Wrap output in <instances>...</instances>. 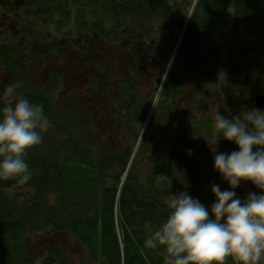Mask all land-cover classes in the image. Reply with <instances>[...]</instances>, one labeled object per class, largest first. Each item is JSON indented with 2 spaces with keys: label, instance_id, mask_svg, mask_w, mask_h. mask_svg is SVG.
I'll return each instance as SVG.
<instances>
[{
  "label": "trees",
  "instance_id": "obj_1",
  "mask_svg": "<svg viewBox=\"0 0 264 264\" xmlns=\"http://www.w3.org/2000/svg\"><path fill=\"white\" fill-rule=\"evenodd\" d=\"M0 11L22 24L28 21L68 71L81 65L92 69L85 77L86 91L96 103L100 76L111 79L99 59L103 53L111 51L113 59L123 48L122 62L114 65L120 70L126 64L132 79H118V90L106 96L103 116H97L75 92L82 80L72 85L63 71L53 70L44 83L31 85L42 55L26 60L10 32L0 34V61L12 74L10 83H19L25 98L44 106L51 125L41 144L26 154L31 179L25 184L0 179V264H86L87 259L92 264H163L160 249L144 247L145 224L162 225L170 211L168 195L189 188L205 205L199 191L209 181V155L238 151L216 132L205 109L206 94L181 109L184 90L189 81L202 89L219 84L223 100L217 113L228 120L255 108L254 98L264 95V0H0ZM74 35L80 41L72 56L53 44L56 36ZM91 47L98 56L85 61L81 55ZM143 66L155 76L147 102L154 105L153 125L132 156L114 150L110 135L94 124L110 120L116 129L131 132L133 123L143 126L147 103L135 84ZM161 174L171 179V187L156 186ZM189 175L199 183L190 185ZM215 185L230 190L221 175ZM235 193L242 203L249 193L261 194L246 182ZM214 203L210 197L209 211ZM41 232L70 233L87 255L73 260L74 252L59 247L33 253L26 237ZM228 264H234L231 258Z\"/></svg>",
  "mask_w": 264,
  "mask_h": 264
},
{
  "label": "clouds",
  "instance_id": "obj_2",
  "mask_svg": "<svg viewBox=\"0 0 264 264\" xmlns=\"http://www.w3.org/2000/svg\"><path fill=\"white\" fill-rule=\"evenodd\" d=\"M19 87L7 85L0 99V179L25 184L32 175L26 154L41 144L51 125L44 106L31 103ZM214 128L238 148L214 152V170L231 190L212 185L216 202L210 211L187 192L168 195L166 221L155 229L145 224L144 247L160 249L163 264H228L229 258L234 264H264V111L245 110L232 120L217 113ZM241 182L261 194L249 193L242 203L235 198ZM166 183L171 187L169 177L156 176L157 187Z\"/></svg>",
  "mask_w": 264,
  "mask_h": 264
},
{
  "label": "rangeland",
  "instance_id": "obj_3",
  "mask_svg": "<svg viewBox=\"0 0 264 264\" xmlns=\"http://www.w3.org/2000/svg\"><path fill=\"white\" fill-rule=\"evenodd\" d=\"M14 12H16L15 9H14ZM19 15L20 13H18V16ZM23 17L21 15L22 20L24 19ZM1 20H2V15L0 14V21ZM23 22L24 24L22 27H27L26 30L23 32V38L25 40H28L31 48L35 50L36 57L34 59L37 58V52L38 53L40 52L42 55V59L40 58L37 60V67L35 66L36 69L32 70V75L29 78V83H31V85L37 82L44 83L46 77L49 76V74L53 70L63 71L64 73H66L67 79H69L72 85L74 84L73 83L74 79L76 81L82 80V82L79 84L81 85V88H76L75 92L78 94H81L82 98H85L83 100V103L87 105L88 109L89 108L94 109L97 116L99 115L103 116V112H102L103 109L101 107L102 101L107 99L106 96H110L111 93L118 90V86H117L118 79L125 78L127 80H132L129 71L126 69V64H121L120 70L118 69L117 66L114 65L116 63L122 62L123 57L121 56H123V53H126L123 48H120V55L117 56V58L113 57V59H109L110 55L108 53H111V51L107 53H103L104 56L99 57V59L105 60L104 63L106 65V71L108 72V77H110L111 79L106 78L105 75L100 76V80L98 81L99 83L97 85L98 87L97 89L101 90V94L98 95L100 102L96 103L94 100L95 96H93L91 93L86 91L87 82H86L85 77L91 74L92 69L90 68L88 69L86 66L81 65L80 67L72 66L68 71L66 69L67 64L66 62H63V58L58 57L56 55H50L47 53L46 54L43 53L44 47L46 48V46L40 40V35H39L40 33L37 31L36 32L33 31L29 26H27L26 22L28 21H26L25 19L23 20ZM17 27L18 26L15 25V29H18ZM11 32H12L11 33L12 35L13 33H15V30H11ZM87 37L89 38L90 36L87 35ZM66 41L69 42V44H66ZM79 41L80 39L75 35L73 37H69L65 39L59 36H56V38H54L53 40V44L55 45L57 49H59L60 52L62 51V54L72 56L75 53L74 45L75 43ZM92 41L94 40L92 39ZM98 42L100 44V41ZM92 45H95V43H93ZM95 52H96L95 47L94 48L91 47V49H89L87 52L81 55V58L84 59L85 61L95 60L98 56V53L96 54ZM19 56H22V53H20ZM20 59L21 58L19 57V60ZM24 67H27V66H24ZM145 67L146 66H143L140 70L141 73H138L140 75V80L135 84L138 88V92L143 96L144 100L147 103L150 101V98L152 96V89L149 87L148 84L152 83V86L154 87V84L156 82L154 81L155 76H153V74H150L145 69ZM11 76L12 74L9 71H7L4 66L0 65V99H2L3 97V92H4L5 87L9 84H12L10 83L13 80ZM219 82L222 83V80H220ZM228 83L231 85V82H228ZM62 87H63L62 88V91H63L64 86ZM17 91L20 92L19 89H17ZM60 92L61 91L55 92L57 94L56 97L59 96L58 94H60ZM203 94H206V97H207V102L205 103V109L210 114L214 122L215 116L217 114V107L223 100L222 93H221V86H219V84L217 86L213 85L212 87H209L208 89H202L199 86H197L193 81H189L186 85V90H184V96L181 102V105H182L181 109H183L187 100L191 98L199 99L201 98ZM148 106H149V103H147L146 108H145L147 111V115H148L146 122L143 124L141 128H140L141 123H139V121H137L136 124L133 123L134 127H133L132 132L126 131L123 126H119L116 129L110 124L111 123L110 120L104 121V119L100 120L99 118H98L99 120H97L94 126L98 127L101 131L104 129L102 131L103 134L107 132L110 135V141H111L110 144L113 145L114 150H117V152H123L125 154H128L131 151L132 156H133L134 154H136L139 144L142 143L143 139L147 135L149 127L153 125V121L151 119H152V116L154 115L153 113L154 105H151V107L150 106L148 107ZM92 115H94V112ZM181 124H184V121H181ZM139 128L141 129L140 134H139L141 137V140L139 137L137 142L134 143V137ZM100 130H96V132ZM209 142L210 141H207L208 144H210ZM212 143H213V148H214L216 145L215 140H212ZM214 160H215L214 153H212L211 155H209V166H208L209 173H210L209 179H208L209 181L206 183L205 188L203 189L204 191L203 190L199 191L200 194L204 195V199H205L204 206L207 209H208V201L210 197H212L216 202V198L212 194V191H211V186L215 185V180L220 176V174L214 170ZM189 177H190L189 179L190 185L199 183L198 180H195L190 175ZM183 192H187V194L190 195L193 199H195L196 197V193L192 192L191 188H189L188 190L186 189ZM26 245H27V248L33 253L34 252L44 253L51 248L59 247L68 254L69 252L70 253L74 252L76 256H73V260H75L76 257L78 256L85 258V256L87 255L85 248L81 246L79 242L70 233L51 234L48 232H41L33 236L32 235L27 236ZM86 264H92V261L87 259Z\"/></svg>",
  "mask_w": 264,
  "mask_h": 264
},
{
  "label": "flooded vegetation",
  "instance_id": "obj_4",
  "mask_svg": "<svg viewBox=\"0 0 264 264\" xmlns=\"http://www.w3.org/2000/svg\"><path fill=\"white\" fill-rule=\"evenodd\" d=\"M0 14L2 15V20L0 21V34L4 31H9L10 32L9 37L15 40L14 42L16 43L17 47H19V50L22 53V58L26 60H28V58L29 59L33 58L35 56V50L31 48L29 41L23 38V32L26 30L27 27H22L23 24L21 22L16 21L14 17H11L10 15L6 14L3 11H0ZM15 25L16 26L22 25V26L21 27L19 26L18 29H15ZM11 30H15V33H13L12 35H11L12 33ZM43 53L49 54L48 47L46 48L44 47ZM37 55H39L38 52H37ZM2 64L3 63L0 61V65ZM47 78L48 76L46 77L45 81L47 80Z\"/></svg>",
  "mask_w": 264,
  "mask_h": 264
},
{
  "label": "water",
  "instance_id": "obj_5",
  "mask_svg": "<svg viewBox=\"0 0 264 264\" xmlns=\"http://www.w3.org/2000/svg\"><path fill=\"white\" fill-rule=\"evenodd\" d=\"M254 107L259 111H264V95H258L254 98Z\"/></svg>",
  "mask_w": 264,
  "mask_h": 264
}]
</instances>
